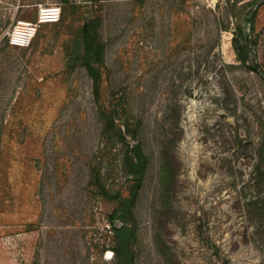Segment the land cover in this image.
Segmentation results:
<instances>
[{"label":"rangeland","instance_id":"rangeland-1","mask_svg":"<svg viewBox=\"0 0 264 264\" xmlns=\"http://www.w3.org/2000/svg\"><path fill=\"white\" fill-rule=\"evenodd\" d=\"M255 1L0 0V264H113L114 195L127 176L101 111L119 99L142 120L148 157L135 264H264V218L247 205L264 152V0ZM54 4L62 20L42 25L30 47L3 37ZM92 17L105 43L97 95L67 60ZM238 18L263 73L237 60Z\"/></svg>","mask_w":264,"mask_h":264},{"label":"trees","instance_id":"trees-1","mask_svg":"<svg viewBox=\"0 0 264 264\" xmlns=\"http://www.w3.org/2000/svg\"><path fill=\"white\" fill-rule=\"evenodd\" d=\"M256 10L252 13L250 21L252 29L255 28ZM183 13L187 12L183 11ZM100 19V17L87 19L78 27L67 46L69 66H80L86 69L93 80L96 95L102 81L101 69L105 63V43L99 32ZM244 19L247 20L246 17ZM184 23L183 34L188 35L191 24L186 21ZM222 27L224 29L229 28L226 24ZM232 32V44L237 60L251 71L263 73L257 60L251 57V51L257 45V40L250 37V34L245 31L242 19L239 20L238 18ZM101 116L105 122V130L108 133L114 130L117 141L122 144L121 166L127 176V185L124 190L119 189L114 195L116 203L111 218H119L121 224L113 227L112 250L115 254L113 264H135L134 246L138 237V223L134 210L141 194L148 167V157L140 140L142 120L140 118L135 120L134 115L130 114L126 105L120 99L116 104H109L108 106L104 104ZM262 129L264 130V124H262ZM262 144H264V136ZM260 158H262V162L257 166L258 180L255 182L260 194L257 195L256 199H250L247 205L254 207L255 216L261 221L264 218V194L262 193L264 191V152H262ZM161 172L162 186L166 187L170 170L165 157L162 159ZM106 192L108 193L106 186L103 185L102 193L106 194Z\"/></svg>","mask_w":264,"mask_h":264},{"label":"built area","instance_id":"built-area-1","mask_svg":"<svg viewBox=\"0 0 264 264\" xmlns=\"http://www.w3.org/2000/svg\"><path fill=\"white\" fill-rule=\"evenodd\" d=\"M61 17L62 7L60 5H39L35 20H17L4 32L3 37L6 38L13 47H30L42 25L57 23L60 21Z\"/></svg>","mask_w":264,"mask_h":264},{"label":"water","instance_id":"water-1","mask_svg":"<svg viewBox=\"0 0 264 264\" xmlns=\"http://www.w3.org/2000/svg\"><path fill=\"white\" fill-rule=\"evenodd\" d=\"M250 20V19H249Z\"/></svg>","mask_w":264,"mask_h":264}]
</instances>
